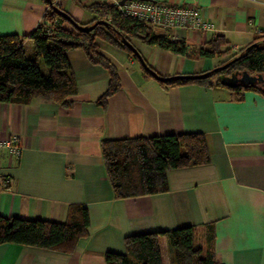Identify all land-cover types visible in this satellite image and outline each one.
<instances>
[{"label":"crops","instance_id":"1","mask_svg":"<svg viewBox=\"0 0 264 264\" xmlns=\"http://www.w3.org/2000/svg\"><path fill=\"white\" fill-rule=\"evenodd\" d=\"M95 1L102 0H82ZM170 1L196 5L214 22L206 31L173 30V39L198 49L221 35L226 44L224 54L211 58L141 41L143 57L163 76L212 69L264 36V0ZM57 3L65 9L68 1ZM70 6L67 11L82 19V6L75 0ZM47 10L44 0H0V34L28 35ZM97 43L120 77L105 106L98 100L108 88L109 71L83 49L68 51L78 87L71 106L41 97L0 102V137L17 134L22 145L18 158L0 153V178L9 180L0 188V214L64 221L71 204H83L88 234L70 253L0 244V264H107L106 252H124L127 235L182 225L195 226L196 243L213 249L219 264H264V94L164 84L123 48ZM181 132L206 135L210 163L168 170L167 191L116 198L103 140Z\"/></svg>","mask_w":264,"mask_h":264},{"label":"trees","instance_id":"2","mask_svg":"<svg viewBox=\"0 0 264 264\" xmlns=\"http://www.w3.org/2000/svg\"><path fill=\"white\" fill-rule=\"evenodd\" d=\"M44 1L48 4L44 21L28 35L0 34V102L29 103L33 98L41 97L62 106H71L70 96L77 93L78 87L68 51L83 49L92 63L99 64L109 71L108 88L98 100L105 106L108 97L119 90L120 77L115 64L99 50L97 39L121 47L136 58L135 53L123 43L122 36L131 43V38L136 37L146 44L180 55L188 56L194 53L197 56L212 58L225 53L221 48L226 44V40L221 35L215 36L207 47L190 49L184 40L172 38L171 29L156 27L147 21L122 13L116 5L108 1L84 3L82 0H75L78 5L96 14L91 23L80 22L72 16L79 23L92 24L98 19L110 22V27L98 24L91 31H82L53 10L47 0ZM53 2L63 9L57 0ZM54 20H57L58 24L49 29L48 22ZM28 38L34 45L32 56L27 55L25 49V41ZM238 56L239 58L228 67L213 70ZM40 59L48 68L45 73L41 70ZM145 62L147 67L142 66L146 73L154 76L151 71H155L163 76L146 60ZM220 65L203 71H211L203 78L158 80L164 84L199 83L228 87L221 82L220 76L243 70L251 74H261L264 78V36L256 37ZM263 81L255 85L239 84L228 88L234 91L252 89L264 94ZM102 154L116 198L167 191L168 170L205 165L211 161L208 139L202 132L104 139ZM89 225V211L83 204H71L64 221L0 214V244L19 243L70 253L74 251L78 241L87 236ZM195 230L194 225H182L171 229L129 234L124 239L125 251H107L106 262L219 264L213 249H205L196 243Z\"/></svg>","mask_w":264,"mask_h":264},{"label":"built area","instance_id":"3","mask_svg":"<svg viewBox=\"0 0 264 264\" xmlns=\"http://www.w3.org/2000/svg\"><path fill=\"white\" fill-rule=\"evenodd\" d=\"M116 5L122 13L147 21L156 27L187 31H206L214 28V22L203 17L196 5L174 3L170 0H102ZM58 24L48 22L49 29ZM6 150L10 156L20 157L22 145L17 134L0 137V153ZM9 180L0 178V188L7 187Z\"/></svg>","mask_w":264,"mask_h":264},{"label":"water","instance_id":"4","mask_svg":"<svg viewBox=\"0 0 264 264\" xmlns=\"http://www.w3.org/2000/svg\"><path fill=\"white\" fill-rule=\"evenodd\" d=\"M47 1L49 2V5L50 7L53 8V10H55L60 16L68 20L77 29H80L82 31H91L98 24H102V25H105L106 27H110V22L106 19H98L92 24L79 23L72 17V15L68 11L60 8L56 3L53 2V0H47ZM124 1L125 0H121L120 4H123ZM121 39L123 43L126 44L135 53V55L137 56L141 64L147 67L145 59L142 53L138 50V48L133 43H131L129 40H127L125 37L122 36ZM238 58L239 56L214 68L213 70L216 71L219 68L224 69L228 67L233 61L237 60ZM151 72L157 79H161L162 81H168L174 78L198 79V78H203L205 76H208L211 73V71H207V72L196 73V74L183 73V74H174L170 76H160L155 71H151ZM220 79H221V82L228 87H236L239 84H242L243 86L255 85L264 80L261 74H251L247 70H243L241 72H233L230 75H221Z\"/></svg>","mask_w":264,"mask_h":264},{"label":"rangeland","instance_id":"5","mask_svg":"<svg viewBox=\"0 0 264 264\" xmlns=\"http://www.w3.org/2000/svg\"><path fill=\"white\" fill-rule=\"evenodd\" d=\"M59 0H57V2H58ZM68 1V3H66V5H65V3H64V8H65V10L67 11L68 9H70V5L73 3L74 4V0H67ZM87 1H89V0H87ZM60 3V2H59ZM61 5V4H60ZM77 7H79V6H77ZM81 9L84 11L83 12V17H82V19H76V20H78V21H80V22H83V23H91L92 22V18L94 17V13L93 12H91L90 10H88V9H86V8H84V7H81ZM131 41L134 43V45L137 47V45L139 46V44L141 43V40H139V39H137L136 37H132L131 38ZM138 48V47H137ZM25 49H26V52H27V55H29V56H32L33 54V49H34V45H33V41L32 40H30L29 41V43H27L26 45H25ZM32 52V53H31ZM39 64H40V67H41V70L45 73V72H47V66L44 64V62H43V60L42 59H40L39 60Z\"/></svg>","mask_w":264,"mask_h":264}]
</instances>
